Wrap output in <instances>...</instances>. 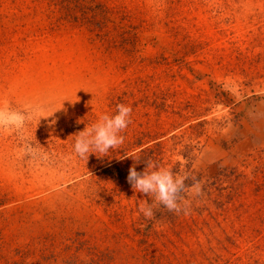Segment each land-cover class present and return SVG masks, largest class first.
<instances>
[{"label": "rangeland", "instance_id": "rangeland-1", "mask_svg": "<svg viewBox=\"0 0 264 264\" xmlns=\"http://www.w3.org/2000/svg\"><path fill=\"white\" fill-rule=\"evenodd\" d=\"M0 109L34 114L0 130V264H264V0H0ZM149 159L200 181L187 215L139 212Z\"/></svg>", "mask_w": 264, "mask_h": 264}, {"label": "clouds", "instance_id": "clouds-1", "mask_svg": "<svg viewBox=\"0 0 264 264\" xmlns=\"http://www.w3.org/2000/svg\"><path fill=\"white\" fill-rule=\"evenodd\" d=\"M116 114L109 116L102 115L97 123L87 126L79 132L74 144V152L81 159L89 158L90 154L99 153L100 156H107L110 150L117 149L124 142L121 132L127 129L131 123L132 108L121 103L116 106ZM33 113H20L0 109V130H22L28 121L33 118ZM145 171L137 172L135 166L129 169L127 182L134 191L151 197L152 203H141L139 212L146 219H152L154 208L165 207L169 212L177 214L187 212V201L182 194H201L200 181L193 179L189 186L185 183L188 178L174 174L170 169L161 167L151 159L145 161Z\"/></svg>", "mask_w": 264, "mask_h": 264}, {"label": "trees", "instance_id": "trees-1", "mask_svg": "<svg viewBox=\"0 0 264 264\" xmlns=\"http://www.w3.org/2000/svg\"><path fill=\"white\" fill-rule=\"evenodd\" d=\"M185 183L189 185V179H188V178H187V180L185 181Z\"/></svg>", "mask_w": 264, "mask_h": 264}]
</instances>
